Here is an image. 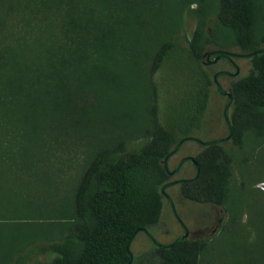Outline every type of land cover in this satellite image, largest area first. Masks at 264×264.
I'll use <instances>...</instances> for the list:
<instances>
[{
  "label": "rangeland",
  "instance_id": "1",
  "mask_svg": "<svg viewBox=\"0 0 264 264\" xmlns=\"http://www.w3.org/2000/svg\"><path fill=\"white\" fill-rule=\"evenodd\" d=\"M220 3L0 0V32L6 37L4 41L0 33V56L7 50L18 58L3 61L1 75L21 70L27 77L48 48L55 57L65 52L75 25L72 19L96 29L114 26L132 54L124 59L115 52L113 59L102 63L101 75L93 72L83 83L78 80L73 85L76 94H72L75 103L70 121L63 127L54 122L52 144L43 157L32 162L0 158V264H52L58 256L52 246L73 240L70 229L79 221L74 194L94 155L100 150L114 156L136 153L148 143L153 123L152 84L160 81L159 74L150 73V65L162 42H171L174 53L185 56L198 30L203 51L241 52L231 29L219 20ZM234 61L239 66L237 76L249 71L248 57ZM218 70L233 68L222 61L214 67ZM103 74L114 75L116 80H105ZM219 81L225 88L227 78L220 76ZM225 101L226 96L212 87L203 128L195 136L208 140L227 134ZM180 148L168 158L169 168L182 156L194 155L200 145L190 140ZM217 161L227 172L219 204L186 199L176 184L166 188L188 227L187 238L201 242L195 264H264V126L233 130L231 138L221 143ZM187 165L173 177L192 176L194 168ZM149 231L161 243L182 233L166 199L159 222ZM154 245L144 232L137 233L130 244L135 264H156V255L148 252Z\"/></svg>",
  "mask_w": 264,
  "mask_h": 264
},
{
  "label": "trees",
  "instance_id": "2",
  "mask_svg": "<svg viewBox=\"0 0 264 264\" xmlns=\"http://www.w3.org/2000/svg\"><path fill=\"white\" fill-rule=\"evenodd\" d=\"M218 17L231 29L241 52L264 48L262 0H221ZM72 21L71 43L65 45V52L55 57L48 48L27 77L20 74L21 70L0 74V158L32 162L43 157L52 144L54 122L63 127L70 121L75 103L73 85L93 72L100 74L102 63L113 59L117 51L124 59L129 58L126 54L132 56L123 34L114 26L96 29L82 25L79 19ZM0 33L5 41V34ZM199 40L196 30L185 56L176 55L169 41L155 51L150 73L159 74L160 81L152 84L150 140L136 153L114 156L100 150L94 155L74 194L79 221L70 229L73 240L52 246L58 253L52 264H126V244L132 234L142 227L150 230L159 222L165 200L160 188L172 177L164 168V158L182 137L203 128L215 87L214 67L221 62L205 63ZM4 52L0 56L2 70L3 61L18 60ZM248 60L250 68L245 75H222L228 81L225 88L233 96L229 112L233 130L264 126V52ZM102 76L116 80L114 75ZM196 143L200 149L192 156L199 174L177 183L178 191L189 200L219 204L227 176L217 161L222 142ZM185 164L194 168L190 161L180 168ZM200 249L198 239L185 238L170 247L154 245L148 252L156 255V264H195ZM135 261L133 258L131 264Z\"/></svg>",
  "mask_w": 264,
  "mask_h": 264
},
{
  "label": "water",
  "instance_id": "3",
  "mask_svg": "<svg viewBox=\"0 0 264 264\" xmlns=\"http://www.w3.org/2000/svg\"><path fill=\"white\" fill-rule=\"evenodd\" d=\"M260 52H264V48H258L255 51H249V52H233V51H227V50H210V51H204L203 52V57L205 59V63H215L219 59H224V60H227L233 66V70H218L213 74V82L215 84L216 89L218 90V92L220 94L226 96V101H225L224 106H223V118L225 120V124L227 127V134L224 136H220V137L208 139V140H203V139H201L195 135L185 136V137H182L177 142V144L166 154L163 162H164V168L169 175H172L173 173L178 171V169L181 167V165L186 161H190L192 163V165L194 166V170H195L194 174L192 176L181 177V178H176V179L170 180V181L164 183L160 188L161 193L164 195L165 199L170 204L172 212H173L175 218L177 219V221L179 222V224L181 225L183 231L172 241H170L168 243H161L155 239V237L150 233L149 229H147L146 227L138 228L132 234V236L129 238V240L126 244V247L128 249V254H129V258H128V261L126 264H131V261L133 259V254L130 250V244H131L133 238L139 232H144L148 236V238L156 246H163V247H170V246H172V245H174V244H176V243H178V242H180L183 239L188 237V234H189L188 227L185 225V223L179 217V215L175 209L173 199L170 196V194L166 191V188L170 185L177 184V183H180V182L185 181V180H191V179L196 178L199 174L200 168H199V165L197 164V162L194 160V157L192 155H188V156H184V157L180 158L179 161L175 164V166L173 168L168 167V163H167L168 158L172 154H174L182 146V144L186 141L192 140V141L198 142L202 145H210V144L220 143V142L226 141V140L231 138L233 129H232L231 121L229 118V112H230V107H231V104L233 101V96H232V92L230 90H227L222 86L221 82L219 81V77L222 75L236 76L239 74V66L232 59V56H234V57H250V56H252L256 53H260ZM212 55H214V56L211 57Z\"/></svg>",
  "mask_w": 264,
  "mask_h": 264
},
{
  "label": "flooded vegetation",
  "instance_id": "4",
  "mask_svg": "<svg viewBox=\"0 0 264 264\" xmlns=\"http://www.w3.org/2000/svg\"><path fill=\"white\" fill-rule=\"evenodd\" d=\"M214 50H226V49H221V48H219V49H214ZM227 51H229V50H227ZM214 55H212L211 57H213ZM235 58H237V57H234V56H232V59L234 60ZM217 61H223V62H225V63H227V64H229L232 68H233V66L227 61V60H224V59H219V60H217ZM226 89V88H225ZM227 90H229L228 88H227ZM225 96V95H224ZM182 166V165H181ZM179 170H181V168H179L178 169V171H176L175 173H173L171 176V179L170 180H173V179H176V177H173L174 175H176V173L177 172H179ZM178 178V177H177ZM179 178H181V177H179Z\"/></svg>",
  "mask_w": 264,
  "mask_h": 264
}]
</instances>
